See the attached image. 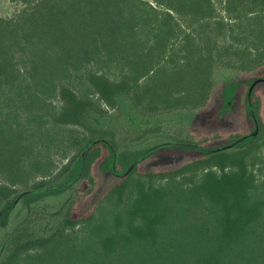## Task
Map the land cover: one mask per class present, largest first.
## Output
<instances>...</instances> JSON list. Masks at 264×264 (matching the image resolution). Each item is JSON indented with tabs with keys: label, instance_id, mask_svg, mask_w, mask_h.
<instances>
[{
	"label": "trees",
	"instance_id": "1",
	"mask_svg": "<svg viewBox=\"0 0 264 264\" xmlns=\"http://www.w3.org/2000/svg\"><path fill=\"white\" fill-rule=\"evenodd\" d=\"M20 5L0 17V264H264V0ZM237 99L248 131L209 143Z\"/></svg>",
	"mask_w": 264,
	"mask_h": 264
},
{
	"label": "rangeland",
	"instance_id": "2",
	"mask_svg": "<svg viewBox=\"0 0 264 264\" xmlns=\"http://www.w3.org/2000/svg\"><path fill=\"white\" fill-rule=\"evenodd\" d=\"M19 8H21L20 5V0H0V17H8L11 14H13L15 12V10H18ZM227 71L230 73L229 70H222L220 72H225L227 73ZM219 72V73H220ZM233 73V72H232ZM219 81V77L216 76V81L215 84H217ZM261 92L260 94V98H261V102L264 105V86H261ZM242 95H243V90H241ZM104 107V106H103ZM105 108V107H104ZM232 108V109H231ZM231 109V110H229ZM105 110L109 113V114H115L116 111L111 110L109 108H105ZM224 112H229L227 114H230L234 120L232 126L230 127H219L216 132L214 129H212V127L208 128V139L210 140L212 137H214L215 133L219 134L222 136V138H214L213 140H211L209 143H212L214 141H217L219 139H225L228 138L229 135H235V133H242V132H247L249 127L247 126V122H246V118H245V114H244V109H243V103L240 101L234 100L230 103V105H225V108L223 110ZM263 111V115H264V107L262 108ZM172 132L175 133H181L180 131H178L177 129H171ZM182 134V133H181ZM121 134H119L118 136H120ZM191 134H189L188 136H190ZM200 135H193L191 137H189L192 140H201ZM119 139H122V136L119 137ZM17 191H20L22 188L20 187H16L15 188Z\"/></svg>",
	"mask_w": 264,
	"mask_h": 264
}]
</instances>
